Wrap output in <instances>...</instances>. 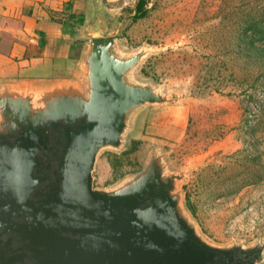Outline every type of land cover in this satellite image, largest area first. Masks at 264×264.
<instances>
[{
  "label": "rangeland",
  "instance_id": "rangeland-1",
  "mask_svg": "<svg viewBox=\"0 0 264 264\" xmlns=\"http://www.w3.org/2000/svg\"><path fill=\"white\" fill-rule=\"evenodd\" d=\"M79 2L92 9L80 37L112 39L116 59L139 54L125 82L165 99L130 115L118 148L98 150L92 188L115 190L156 156L195 234L262 246L264 264V0Z\"/></svg>",
  "mask_w": 264,
  "mask_h": 264
},
{
  "label": "water",
  "instance_id": "water-1",
  "mask_svg": "<svg viewBox=\"0 0 264 264\" xmlns=\"http://www.w3.org/2000/svg\"><path fill=\"white\" fill-rule=\"evenodd\" d=\"M83 38L85 93H0V264L258 262L262 246L215 248L195 234L156 156L123 186L92 188L98 150L118 148L130 115L165 99L125 82L139 54L116 59L112 39Z\"/></svg>",
  "mask_w": 264,
  "mask_h": 264
},
{
  "label": "crops",
  "instance_id": "crops-1",
  "mask_svg": "<svg viewBox=\"0 0 264 264\" xmlns=\"http://www.w3.org/2000/svg\"><path fill=\"white\" fill-rule=\"evenodd\" d=\"M88 10L79 0H0V93H83L86 43L78 29Z\"/></svg>",
  "mask_w": 264,
  "mask_h": 264
},
{
  "label": "trees",
  "instance_id": "trees-1",
  "mask_svg": "<svg viewBox=\"0 0 264 264\" xmlns=\"http://www.w3.org/2000/svg\"><path fill=\"white\" fill-rule=\"evenodd\" d=\"M135 12H136V17L139 18V17H142L143 16V8H142V2L141 1H138L137 3V6H136V9H135ZM186 206H187V201H186Z\"/></svg>",
  "mask_w": 264,
  "mask_h": 264
}]
</instances>
